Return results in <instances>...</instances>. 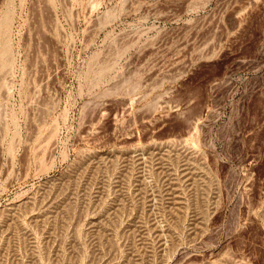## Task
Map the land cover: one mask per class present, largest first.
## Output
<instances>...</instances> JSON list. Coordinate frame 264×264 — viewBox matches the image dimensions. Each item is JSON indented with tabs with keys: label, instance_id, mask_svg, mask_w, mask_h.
<instances>
[{
	"label": "rangeland",
	"instance_id": "rangeland-1",
	"mask_svg": "<svg viewBox=\"0 0 264 264\" xmlns=\"http://www.w3.org/2000/svg\"><path fill=\"white\" fill-rule=\"evenodd\" d=\"M7 11L0 264H264V0Z\"/></svg>",
	"mask_w": 264,
	"mask_h": 264
},
{
	"label": "bare ground",
	"instance_id": "bare-ground-1",
	"mask_svg": "<svg viewBox=\"0 0 264 264\" xmlns=\"http://www.w3.org/2000/svg\"><path fill=\"white\" fill-rule=\"evenodd\" d=\"M10 11H7V12H5L3 15H1V17H0V44H1V46H0V71H4L10 64H11V66H12V59L10 58V54H11V50H10V45H9V43H8V40L6 39V37L8 36V34H6L7 33V30L9 29V25L11 24L10 23V13H9ZM111 14V13H110ZM109 15V14H108ZM109 18V17H108ZM10 23V24H9ZM8 28V29H7ZM10 32V31H9ZM10 37V35L8 36V38ZM10 40V39H9ZM12 57V56H11ZM9 70V68L7 69V71ZM100 71V70H99ZM106 71V70H105ZM101 72H103L104 73V70L103 71H101ZM101 72H98V73H100L101 74ZM99 76H101V75H99ZM52 135V134H51ZM170 140V139H169ZM165 141V140H164ZM163 141V143L165 144V142ZM172 141V139L170 140V142L169 143H172L171 142ZM174 141V140H173ZM161 142V141H160ZM176 142V141H175ZM156 142H154V144H155ZM162 143V144H163ZM168 143V144H169ZM47 144V143H46ZM157 144V143H156ZM159 144V143H158ZM161 144V143H160ZM160 144L159 145H156V147L157 146H160ZM163 144V145H164ZM167 144V143H166ZM165 144V145H166ZM182 144V143H181ZM153 145V144H152ZM163 145H161V146H163ZM164 145V146H165ZM170 145V144H169ZM173 145V144H172ZM176 145V144H175ZM160 146V147H161ZM177 146V145H176ZM185 146V145H184ZM154 147H155V145H154ZM178 147V146H177ZM44 148V147H43ZM166 149H167V147H166ZM170 149H171V147H170ZM158 150V149H157ZM164 150V149H163ZM173 151V150H172ZM186 151V150H185ZM176 152V151H175ZM40 153V152H39ZM140 153V152H139ZM153 153V152H152ZM155 153H156V150H155ZM163 153H165L164 151H163ZM179 153V152H178ZM154 154V153H153ZM188 154V153H187ZM191 154V153H190ZM136 155H138V153L136 154ZM37 156V155H36ZM131 156H132V154H131ZM140 156V155H139ZM141 156H142V154H141ZM189 156V155H188ZM139 158V157H138ZM195 159V158H194ZM186 160V159H185ZM187 160H188V158H187ZM193 160V159H192ZM191 160V161H192ZM137 161V160H136ZM189 161V160H188ZM39 162V161H38ZM40 163V162H39ZM188 163H190V162H188ZM195 163V162H194ZM186 165V164H185ZM184 165V166H185ZM197 165V164H196ZM191 166V165H190ZM186 169V168H185ZM183 170V169H182ZM197 170V169H196ZM185 172H186V170H184ZM183 172V171H182ZM184 173V172H183ZM192 174V173H191ZM190 174V175H191ZM184 176V175H183ZM199 176V175H198ZM200 177V176H199ZM203 177V176H202ZM183 179V178H182ZM50 188V187H49ZM65 190V189H64ZM74 190V189H73ZM176 191V190H175ZM178 191L179 190H177V194H178ZM44 192V191H43ZM46 192V191H45ZM47 192H48V190H47ZM50 192H55V191H50ZM58 192V191H57ZM60 192V191H59ZM45 194V193H44ZM47 194H50V193H47ZM173 194V193H172ZM46 195V194H45ZM54 195V194H53ZM43 195L41 194V197H42ZM57 196V195H56ZM33 198H34V196H32ZM39 197V196H38ZM40 197V198H41ZM44 197H46V196H44ZM49 197H50V195H49ZM55 197V196H54ZM47 198V197H46ZM73 198V197H72ZM34 199H36V197L34 198ZM52 199V198H51ZM56 199V198H55ZM154 199V198H153ZM175 199V198H174ZM28 200V199H27ZM30 200V199H29ZM39 200V199H38ZM43 200H45V198L43 199ZM49 200V199H48ZM183 200V199H182ZM26 201V200H25ZM58 201V200H57ZM46 202V201H45ZM50 202H51V200H50ZM49 202V203H50ZM71 202V201H70ZM36 203H37V201H36ZM39 203V202H38ZM43 203H44V201H43ZM48 203V204H49ZM59 203V202H58ZM174 203V202H173ZM32 204H33V202H32ZM32 204H30V206L32 205ZM42 204V203H41ZM56 204V203H55ZM63 205V204H62ZM36 206V205H35ZM40 206V205H39ZM44 206V205H43ZM43 206H42V209L44 210V208H43ZM51 206V205H50ZM153 206V205H152ZM172 206V205H171ZM19 207H20V205H19ZM23 207V206H22ZM180 207V206H179ZM37 208V207H36ZM51 208V207H50ZM19 209V208H18ZM24 209V208H23ZM28 209V208H27ZM49 209V208H48ZM47 209V210H48ZM58 209V208H57ZM17 210V209H16ZM35 210V209H34ZM41 210V209H40ZM55 210V209H54ZM181 210V209H180ZM19 211V210H18ZM17 211V212H18ZM177 211V210H176ZM20 212V211H19ZM30 212V211H29ZM39 213H41L40 211H39ZM39 213H38V215H39ZM45 213V212H44ZM44 213H42V214H44ZM49 213H51V212H49ZM53 213H55V212H53ZM56 213H57V211H56ZM179 213V212H178ZM14 214H15V212H14ZM18 214V213H17ZM32 214V213H31ZM34 214V213H33ZM19 215V214H18ZM47 215V214H46ZM55 215V214H54ZM10 216H11V214H10ZM13 216V215H12ZM21 215H19V217H20ZM24 216V215H23ZM43 216H45V214L43 215ZM57 216V215H56ZM66 216V215H65ZM6 217V216H5ZM15 217V216H14ZM22 217V216H21ZM42 217V216H41ZM40 217V218H41ZM52 218V217H51ZM54 218L55 217H53V220H54ZM57 218V217H56ZM110 218V217H109ZM4 219H6V218H4ZM13 219V218H12ZM12 219L10 220V221H12ZM16 219H17V217H16ZM22 219H24V218H22ZM36 219V218H35ZM38 219V218H37ZM42 219V218H41ZM46 219V218H45ZM15 220V219H14ZM25 220V219H24ZM24 220H22V222H24ZM34 220V219H33ZM57 220V219H56ZM109 220V219H108ZM19 221H20V219H19ZM16 222V221H15ZM4 223V222H3ZM2 223V224H3ZM8 223V222H7ZM7 223H6V225H7ZM17 223V222H16ZM25 223V222H24ZM23 223V224H24ZM54 223V222H53ZM99 224H101L100 222H98ZM103 224H104V221H103ZM12 225H16L15 223H12ZM19 225V224H18ZM17 225V226H18ZM20 225H22V224H20ZM106 225V224H105ZM2 226V225H1ZM0 226V227H1ZM29 226V225H28ZM104 226V225H103ZM152 226H155V225H152ZM7 227V226H6ZM11 227V226H10ZM12 227H14V226H12ZM11 227V228H12ZM16 227V226H15ZM24 227V226H23ZM25 227H27L26 226V224H25ZM20 228V227H19ZM29 228V227H28ZM100 228H102V227H100ZM105 228V227H104ZM108 227H106V229H107ZM14 228H12V230H13ZM26 229V228H25ZM31 229V228H30ZM110 229V228H109ZM7 231H8V229H6ZM9 230H10V228H9ZM11 230V231H12ZM16 230V229H15ZM104 230V229H103ZM169 231L171 230V229H168ZM17 231V230H16ZM31 231V230H30ZM29 231V232H30ZM162 231V230H161ZM3 232L5 233V231L3 230ZM27 232V231H26ZM0 233H1V231H0ZM9 233V232H8ZM13 233V232H12ZM45 233V232H44ZM172 233V232H171ZM16 234V233H15ZM103 234V233H102ZM6 235V234H5ZM9 235H11V234H9ZM32 235V234H31ZM50 235V234H49ZM107 235V234H106ZM110 235H111V233H110ZM165 235V234H164ZM173 235V234H172ZM171 235V236H172ZM1 237V236H0ZM6 237V236H5ZM12 237V236H11ZM50 237V236H49ZM110 237V236H109ZM162 237V236H161ZM2 238V237H1ZM8 238V237H7ZM9 238H10V236H9ZM36 239V238H35ZM9 240V239H8ZM32 240V239H31ZM101 240V239H100ZM7 241V240H6ZM11 241V240H10ZM159 241H161V240H159ZM163 241V240H162ZM4 242V241H3ZM36 242V241H35ZM167 242V241H166ZM166 242H165V244L164 245H166ZM1 243H2V241H1ZM8 244H9V242H7ZM32 243H34L33 241H32ZM2 244H4V243H2ZM1 244V245H2ZM34 244H36V243H34ZM11 245V244H10ZM160 245V244H159ZM8 248V247H7ZM0 250H1V248H0ZM3 251H4V248H3ZM33 251H35V250H33ZM38 256V255H37ZM31 257V256H30ZM33 261H34V259H32ZM35 260H36V258H35ZM226 260V259H225ZM230 260V259H229ZM38 262H39V260H38ZM37 262V263H38ZM41 262V261H40ZM30 263H36V262H30ZM59 263V262H58ZM104 263V262H103ZM231 263H233V262H231ZM137 264V263H136ZM202 264V263H201ZM227 264H228V262H227ZM233 264H235V263H233Z\"/></svg>",
	"mask_w": 264,
	"mask_h": 264
}]
</instances>
